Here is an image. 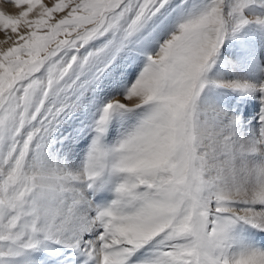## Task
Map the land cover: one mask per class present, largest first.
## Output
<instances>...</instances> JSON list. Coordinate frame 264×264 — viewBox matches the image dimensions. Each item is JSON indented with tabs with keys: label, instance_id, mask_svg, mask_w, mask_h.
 Listing matches in <instances>:
<instances>
[{
	"label": "snow or ice",
	"instance_id": "snow-or-ice-1",
	"mask_svg": "<svg viewBox=\"0 0 264 264\" xmlns=\"http://www.w3.org/2000/svg\"><path fill=\"white\" fill-rule=\"evenodd\" d=\"M10 2L0 264H264V0Z\"/></svg>",
	"mask_w": 264,
	"mask_h": 264
},
{
	"label": "bare ground",
	"instance_id": "bare-ground-1",
	"mask_svg": "<svg viewBox=\"0 0 264 264\" xmlns=\"http://www.w3.org/2000/svg\"><path fill=\"white\" fill-rule=\"evenodd\" d=\"M45 3L51 4L54 0H44ZM25 6L17 8L10 0H0V11H3L6 15H18L19 11H22ZM30 18H32L30 16ZM23 31V29H21ZM6 34L12 37V40L15 39V35L11 33V30H7V33L3 29H0V48H7L11 46L12 40H8L7 43H4Z\"/></svg>",
	"mask_w": 264,
	"mask_h": 264
}]
</instances>
